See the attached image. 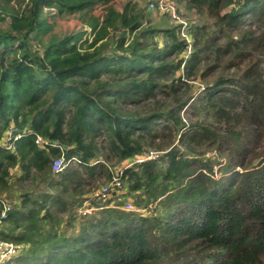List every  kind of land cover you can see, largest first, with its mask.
Listing matches in <instances>:
<instances>
[{"label": "trees", "instance_id": "16d2710c", "mask_svg": "<svg viewBox=\"0 0 264 264\" xmlns=\"http://www.w3.org/2000/svg\"><path fill=\"white\" fill-rule=\"evenodd\" d=\"M143 3L0 0V140L31 129L0 146V193L33 183L8 200L0 235L22 250L2 264H264V0H187L211 19L193 22L187 58L178 26ZM46 8L92 39L54 34ZM52 142L79 167L54 172ZM114 159L133 160L123 193L147 210H75Z\"/></svg>", "mask_w": 264, "mask_h": 264}, {"label": "rangeland", "instance_id": "374dc122", "mask_svg": "<svg viewBox=\"0 0 264 264\" xmlns=\"http://www.w3.org/2000/svg\"><path fill=\"white\" fill-rule=\"evenodd\" d=\"M122 1L123 0H115V5L118 8H121ZM137 1L144 2L143 3L144 5H146V4L148 5V2L150 0H137ZM182 6L186 10L185 15L187 16V18H192V19H194V21L197 20V24L200 22L205 23V22L211 21L210 17H208L206 13L199 14V13L195 12L194 9H190L187 5V1L182 2ZM55 12H56V10H54V9L49 11V8H46L44 11V15L48 16L49 19L51 20V22L54 23V28H53L54 34L62 35V34L68 33V32L79 31L81 29H84V30H86V33L83 36V39L85 37L86 38L89 37L90 40L92 39V37H93L92 28L88 25H84L82 23V21L77 17V15L58 16V15H55ZM94 12L97 15L103 13L104 12L103 5L97 6L96 9L94 10ZM151 17L153 18L154 22H156V23H159V22L163 23V22H166L167 20L171 23L170 19L166 15H161L158 13L151 12ZM7 20H9V18ZM177 28L180 32L181 37L183 38L184 35H183L182 29L179 27H177ZM46 39H47V37H45V40ZM34 41L36 42L37 47L40 48L38 42L36 40H34ZM192 53H190L189 55H191ZM184 55L185 56L187 55L186 50L184 52ZM235 72H236L235 69H231V70L220 71L218 73H223L225 75H230V74L238 75L237 72L236 73ZM210 77H208V78H210ZM198 79H199V81H193L194 82L193 90L196 91V93H199V91H200L199 89H200V87L202 88L203 82L205 81L204 79H201L199 77H198ZM190 112H191V108L185 109L182 112L183 117L186 118V120H190V119L195 120L198 117V115L190 114ZM211 153L215 155L216 150L214 149L212 152H209L208 154H211ZM156 156H158V155H156ZM51 157L53 159L55 156L54 157L51 156ZM144 160L145 159L136 160V161H144ZM132 161H130L131 164H128V165L126 163L127 161L125 163H121L117 159H114L112 162H110L109 166H111L110 169L112 170L111 178H106V177L102 176L101 178L91 179L89 181V183H86L85 185H83V187H82L83 191H82V195H81V197L83 198L82 199L83 200L82 205L81 206L77 205L79 207L75 206L74 209L77 210V208H78V211L81 213L85 209H89L91 211L92 208L90 207V205L89 206L87 205L88 203L95 206V207H101V206L103 207V206H107L108 204L109 205H116V203H118L120 200H122L124 202L123 208L127 209V210H131L130 208L126 207V203L130 202L131 200L133 201V197L131 195H126L125 193H123V192H125L124 183H123L124 179L122 178V176H119V174H120V170L122 168H124V166L128 167V166L132 165V163H133ZM69 166H76V167L78 166L79 167V164L77 161L73 160L69 163L68 167ZM116 171L119 173L117 177L114 176ZM9 180H10L9 183H11V188L1 190L2 192L0 193V196L5 201L7 199V201L9 200L10 202L19 203L20 202V196H19L20 191L33 188L32 182L17 181L16 177H11ZM39 183H40L39 185L41 188L51 190L50 187L44 186L45 183L43 181H41V182L39 181ZM107 184L110 185L109 193H107L104 196L95 195L96 191L100 190L101 188H103L104 185L106 186ZM133 207H134L133 209H138L141 211L147 210L146 207L142 208V209L136 207L135 205ZM3 227H4V225L1 228H3Z\"/></svg>", "mask_w": 264, "mask_h": 264}, {"label": "built area", "instance_id": "2783aa9c", "mask_svg": "<svg viewBox=\"0 0 264 264\" xmlns=\"http://www.w3.org/2000/svg\"><path fill=\"white\" fill-rule=\"evenodd\" d=\"M187 0H150L148 2V9L149 11H152L153 13H158L161 15H166L172 23L177 25L179 28L182 29L184 39L186 40V56L188 57L190 53L194 50L193 47V34L191 30V26L194 22V19L187 18L185 15L186 10L182 6V2ZM31 129H26L24 131H19L16 126H12L10 129L6 131L3 138L0 140V146H4L8 149H15V141L20 139L23 135L29 133ZM36 141L38 143L42 142V137L38 136L36 138ZM53 146H57L61 149V154L58 156H55L52 159L51 165L54 170V172H61L64 169H66L71 161H79L76 157L70 158L66 156L65 150L61 144H58L57 142H52ZM158 151H151L147 154H145L142 157L137 158V160H143L146 158H154L156 155H158ZM131 164L130 161H127V165ZM120 170V169H119ZM122 171H120V174L116 171L114 176H121ZM110 191V185L107 184L104 185L103 188L95 192V195L97 196H104ZM1 202L3 204V209L0 212V228L3 225V222L7 216V212L9 209L12 208V203L8 202L1 198ZM126 207L133 209V204L131 202L126 203ZM89 211V209H85L82 213H85ZM22 250V244H18L12 240H7L1 237L0 235V264H2L7 259L11 258L12 256L18 255L19 252Z\"/></svg>", "mask_w": 264, "mask_h": 264}]
</instances>
